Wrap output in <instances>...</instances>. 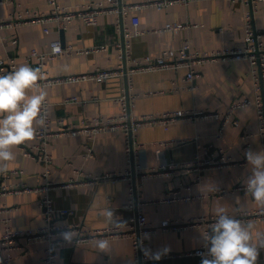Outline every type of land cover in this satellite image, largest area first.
<instances>
[{
  "label": "crops",
  "instance_id": "obj_1",
  "mask_svg": "<svg viewBox=\"0 0 264 264\" xmlns=\"http://www.w3.org/2000/svg\"><path fill=\"white\" fill-rule=\"evenodd\" d=\"M146 0H124L137 3ZM62 6L76 7L81 0H59ZM252 11L253 24L262 31L264 42V0L254 6L243 1L232 0H191L188 4H174L163 9L145 8L138 12L139 28L143 34L130 39V53L142 59L157 57L166 49H178L189 42L193 50L215 51L245 47L246 19ZM52 6L48 0H0V20L8 26L0 30V59L16 60L17 65L29 64L38 67L37 58L28 59L33 49L49 51L55 39H61L65 46L74 49H104L89 52H73L48 60L52 77L88 74L98 68L115 70L122 63L118 43L126 32L133 33L130 17L124 27H119L117 16L104 14L96 25H87L76 19L63 29L51 21L46 24L33 22L32 16H49ZM169 23L190 24L188 28L165 31ZM45 28L48 32H45ZM16 41V42H15ZM199 76L195 90H173L174 83L185 84L186 69L138 72L132 75L133 92L137 93L134 113L137 116L160 114L171 110H202L225 113L234 102L245 98L254 99L256 89L254 75L259 73L258 63L248 58L241 60H219L207 62L197 67ZM48 98L52 105L54 131L81 124L83 119L95 116L118 117L122 105L117 98L128 93L125 77L106 81L86 80L47 86ZM68 97H78L80 102L63 104ZM238 125L229 124L224 135L217 137L219 123L215 119L179 121L165 129L162 125H146L139 129L137 141L141 152L136 159L146 168L158 167L162 163L178 165L170 177L150 175L136 171L134 181L138 198L144 201L143 212L157 230L148 233L145 246L152 253L162 255L183 253L199 248L203 243L204 228L201 225L173 231L163 230L164 220H185L191 217L215 216L217 204L223 205L229 214L262 209L245 191L235 190L224 197H212L217 189L245 185L250 174L245 151L263 150L260 134V120L256 106L239 109L235 113ZM63 122V123H62ZM170 141H174L173 143ZM165 142V143H164ZM37 143L36 137L27 142ZM213 146L217 156H227L232 164L211 167L204 170H186L183 163L193 161L196 155L204 156L205 149ZM89 147L93 150L90 152ZM53 156L51 181L64 183L83 180L87 174L100 176L106 172H125L129 165L126 157L125 136L122 131H110L88 138L84 134L54 136L49 144ZM16 159L9 163L12 172L7 178L11 187L27 183L40 187L44 183L45 164L25 157L20 146L15 149ZM83 172V173H80ZM190 196L174 202L161 200L167 194ZM42 192L9 194L0 197V207L7 204L18 207L11 215V226L16 229L38 228L46 224L40 200ZM57 208L69 210V214L59 219L62 223H79L89 230H105L112 227L105 222L101 211L110 205L117 216L130 230V220L134 213L125 208L129 199V183L125 180L98 181L93 184H77L56 187L51 192ZM0 213V230L3 229ZM257 232H264V220H252ZM145 235H143L144 238ZM112 249L109 252L96 251L93 239L56 251L58 264L71 262L102 263L110 261L118 264H136L133 241L130 237H105ZM22 249L12 251L14 264H36L45 256L44 242L31 243L21 240ZM5 256V252L1 253ZM152 264H201L195 256L168 257L152 261ZM257 264H264V249L260 251Z\"/></svg>",
  "mask_w": 264,
  "mask_h": 264
},
{
  "label": "built area",
  "instance_id": "obj_2",
  "mask_svg": "<svg viewBox=\"0 0 264 264\" xmlns=\"http://www.w3.org/2000/svg\"><path fill=\"white\" fill-rule=\"evenodd\" d=\"M52 6V12L49 16L42 14H35L32 16V21L39 24H46L48 22H55L60 28H67L76 19H81L87 25H96L98 19L104 14H114L117 16L119 27H124L126 18L130 17L131 23L134 26L133 33L124 34L125 38L122 42L118 43V48L121 52L122 63L115 70L98 68L96 71L88 74L74 75V76H57L52 77L50 75V69L48 67V60L63 54H71L73 52H89L91 50H99L106 48L103 46L92 47L91 49H74L71 46H65L61 39H55L50 44L49 51L41 52L37 49H33L28 55V59L37 58L38 67L43 74V81L41 83L46 86L57 85L63 83L79 82L86 80H96L99 82L106 81L111 78L125 77L128 81V93L117 98L122 105V113L118 117L105 118L102 116H95L90 119H83L81 124H73L71 127L63 128L59 131H54L51 127L52 123V103L47 100L44 106V111L47 113L48 119L46 126L39 128L36 133L37 143L19 145L22 149V153L25 157L32 158L45 164V170L43 172L44 183L40 187H33L27 183H22L15 187H11L7 178L12 172H21L19 170L7 171L0 174V197L7 196L9 194H21L29 192H42V198L40 200V206L43 209L46 224L38 228H25L16 229L11 226V215L13 211L18 207H13L7 204H2L0 207V213L4 216L1 217L3 223V229L0 230V264H14L12 251L22 249V239L28 242H44L46 244L45 256L39 263L36 264H58L55 258L56 251L69 245L61 239V233L68 228H73L76 233L79 234L77 241L71 243L73 245L81 244L88 239H95L100 237H130L133 241L134 259L136 264H152L154 259H149L144 255L141 248V240H143V247L145 241L143 235L153 233L157 230V227L149 221L147 216L143 212L144 201L139 200L137 185L134 181V175L136 171L143 172L146 170V174L150 175H164L170 177L174 174L178 165L176 163L168 164L162 163L158 167L146 168L144 164L137 163L136 159L141 152L139 146L141 145L137 141V133L140 128L146 125H162L165 129H168L171 125L179 121H189L198 119H215L219 123L217 137L221 138L224 135V131L229 124L238 125L239 121L235 117L236 111L248 106H256L258 118L260 120V134L263 137V150H264V42L261 39L263 36L262 31L256 29L252 20V11L248 14L245 27V47L238 49H224L215 51H197L193 50L190 43H185L178 49H166L161 55L157 57L146 56L142 59L135 58L130 53V39L132 37L143 34L139 28L140 17L138 12L145 8H157L163 9L170 7L174 4H188L191 0H146L143 2L127 3L124 0H81V3L76 7H66L59 3V0H48ZM237 1V0H232ZM246 4H251L263 0H239ZM9 23L0 20V30ZM190 24L185 23H169L163 30L176 31L190 27ZM45 32L48 29L45 28ZM16 42V41H15ZM248 58L254 63L259 65V73L254 75V84L256 89V95L254 99L245 98L239 100L230 105L229 109L225 113L216 111H202V110H171L164 111L160 114H150L137 116L134 113L135 99L137 93L133 92V84L131 77L138 72L160 71L168 69H186L185 84L174 83L173 90L188 89L195 90L198 87L197 78L199 73L197 67L207 62H215L219 60H241ZM18 67L16 60L0 59V74H7L13 69ZM80 102L78 97H68L63 101V104H70ZM63 123V122H62ZM110 131H122L125 136L126 144V157L128 162V169L125 172H106L100 176H93L87 174L83 180H70L64 183H54L51 181V165L53 162V156L49 151V144L54 136L60 135H76L84 134L88 138H94L97 134ZM174 142V141H170ZM165 143V142H164ZM90 152L92 148L89 147ZM230 157L217 156L213 146H208L205 149L204 156L201 154L196 155L193 161L189 163H183L182 168L186 170H204L211 167H220L226 164H232ZM83 173V172H80ZM118 181L125 180L129 183V199L125 204V208L133 211L134 215L130 220V230L120 231L113 227H108L105 230H89L79 223H62L59 219L69 214V210L57 208L54 205L51 197V192L56 187H68L77 184H93L98 181ZM240 190L245 191V185H236L231 188H222L214 190L210 193L212 197H224L232 191ZM190 196L182 194H167L161 200L166 202H174L181 199H189ZM242 222L252 220H264V209H254L237 213L235 215ZM216 217L200 216L191 217L185 220L169 221L164 220L161 223L163 230H181L188 227L201 225L204 228V233L207 232L212 223H214ZM5 252V256L1 253ZM207 253V247L203 243L199 248L183 253H172L161 255V258L168 257H182V256H195L200 257L201 254ZM70 264H118L110 261L102 263H84V262H71Z\"/></svg>",
  "mask_w": 264,
  "mask_h": 264
},
{
  "label": "clouds",
  "instance_id": "obj_3",
  "mask_svg": "<svg viewBox=\"0 0 264 264\" xmlns=\"http://www.w3.org/2000/svg\"><path fill=\"white\" fill-rule=\"evenodd\" d=\"M39 68L21 64L7 74H0V174L7 172L10 162L15 161L17 146L32 141L39 128L47 123L44 106L48 98L47 86ZM250 174L245 181V194L264 209V150L245 151ZM215 221L202 234L207 253L201 254V264H257L260 251L264 249V232H257L252 222L244 223L220 204L214 209ZM105 222L116 229L127 225L110 205L101 211ZM79 234L73 228L61 233L65 243L77 241ZM145 234L144 239H149ZM96 251L109 252V239L95 238L91 242ZM144 255L159 260L161 253H152L143 247Z\"/></svg>",
  "mask_w": 264,
  "mask_h": 264
}]
</instances>
